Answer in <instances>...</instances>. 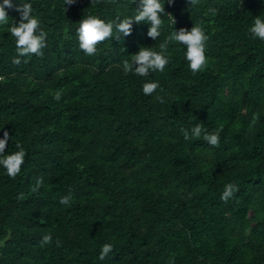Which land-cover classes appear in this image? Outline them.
<instances>
[{
  "label": "trees",
  "instance_id": "16d2710c",
  "mask_svg": "<svg viewBox=\"0 0 264 264\" xmlns=\"http://www.w3.org/2000/svg\"><path fill=\"white\" fill-rule=\"evenodd\" d=\"M160 2L157 40L147 22L133 24L130 36L114 29L88 56L79 22L132 18L134 0H13L30 3L47 34L43 56L20 57V65L8 31L20 14L6 9L0 139L11 137L5 155L19 143L26 156L15 179L0 166V264H264V42L249 34L256 17L264 20V0ZM194 25L209 37L207 66L196 74L186 49L168 40ZM162 44L163 72L124 74V60ZM150 82L159 88L146 96ZM196 124L219 133V146L203 133L186 141L182 130ZM228 183L239 191L225 203ZM69 194L71 206L61 205ZM46 233L53 242L40 247ZM106 243L113 252L101 261Z\"/></svg>",
  "mask_w": 264,
  "mask_h": 264
},
{
  "label": "clouds",
  "instance_id": "9594fccd",
  "mask_svg": "<svg viewBox=\"0 0 264 264\" xmlns=\"http://www.w3.org/2000/svg\"><path fill=\"white\" fill-rule=\"evenodd\" d=\"M97 0H92V3ZM136 7V15L132 18H125L119 20V22H105L104 20L96 16H88L79 22L77 28V39L79 43V49L85 53V55L92 56L97 52L98 45L102 44L106 40L113 38V30L121 34L123 37H128L132 34L133 24H141L147 22L150 27L147 31V36L152 40H157L161 35L160 26L162 24L161 16L165 13L164 5L160 0H134ZM76 0H64L65 5H73ZM169 5L174 3V0H167ZM199 3V0H187V4L195 7ZM6 9H13L20 14L19 22H15L8 27V31L15 40L17 58L13 59L14 65H20V57L27 56H43V49L47 46L46 38L47 34L40 30V21L33 16V9L30 3H23L19 6L13 4V0H3L0 3V25H8L9 17ZM65 11L67 9L65 8ZM208 11L215 15L217 10L215 8H209ZM173 19L174 18L167 14ZM38 33V34H37ZM249 34L251 38L258 39L264 42V20L260 17L254 19L253 25L249 28ZM115 39L119 40L120 35H117ZM209 37L206 35L205 30L199 26L194 25L191 30L186 28H180L168 37L169 41H174L182 45L186 51L184 53L185 60L188 65V69L196 74L204 70L207 66L208 60L206 57V44ZM161 52L152 51L151 48L141 47L137 54L133 55L131 61L124 60L122 62V70L125 75L132 73L139 77H146L150 72H163L165 67L169 63V59L163 55V51L166 50V45L162 44ZM27 63V61H23ZM3 79V77H0ZM159 88V84L156 82L145 83L143 85V94L151 96ZM62 98V91H57L54 94V99L60 101ZM156 100L163 103L161 96H156ZM255 120V117L253 118ZM203 133V140L210 146L218 147L220 142L219 133H208L204 130L202 124H196L190 130H182L184 139H199ZM9 139H11L9 133L4 131L3 139H0V166L6 170V174L15 179L21 172L22 165L25 161L26 151L18 143L16 145L17 151L10 155H5L6 147ZM43 177L37 179L36 184L32 187V192H37L40 187L43 186ZM239 191L238 186L235 183H228L225 185L221 195V200L227 203L232 199ZM23 194H20L18 199H23ZM71 194L64 196L60 199V204L66 207L71 206ZM53 237L51 233H46L40 240V247L45 245H51ZM59 246V241L56 242ZM113 252V245L106 243L102 246L98 259L104 260L108 255ZM169 264H174V260H171Z\"/></svg>",
  "mask_w": 264,
  "mask_h": 264
},
{
  "label": "rangeland",
  "instance_id": "374dc122",
  "mask_svg": "<svg viewBox=\"0 0 264 264\" xmlns=\"http://www.w3.org/2000/svg\"><path fill=\"white\" fill-rule=\"evenodd\" d=\"M0 245H1V243H0Z\"/></svg>",
  "mask_w": 264,
  "mask_h": 264
}]
</instances>
